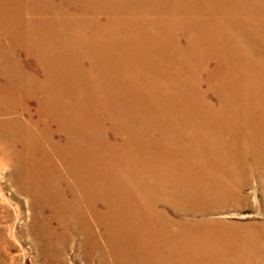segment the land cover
<instances>
[{"label":"rangeland","instance_id":"374dc122","mask_svg":"<svg viewBox=\"0 0 264 264\" xmlns=\"http://www.w3.org/2000/svg\"><path fill=\"white\" fill-rule=\"evenodd\" d=\"M82 1L85 4H82ZM112 1L0 0V43L4 45L3 52L7 53L9 58L18 59L21 64L27 61L35 64L34 56H25L26 50L38 51L41 59L50 62L56 56L58 60L64 61L65 66H69L71 78L76 79V82L91 85L93 92L89 96V118L96 121L94 122L98 131L95 133L90 130L89 136L107 137L92 145L90 142L78 144L84 150L90 148L92 151L97 148L101 162H92V165L104 170L102 178L109 184L120 185V192L117 191L116 197L114 196L115 201L110 200L104 207L101 205V214L109 229L112 225L115 227V221L116 224L122 225H116L115 232L107 231V234L104 231L100 239L98 232H103V229L95 224V205L79 196V191L76 192L75 189L71 195L73 202L70 204L69 192L66 187L64 190L63 186L71 181L68 175L64 174L52 144L61 141L62 137L59 132L52 133L53 124L46 121L43 115L37 118L34 110L35 98L39 97L40 92L37 86H34L41 78L37 74L35 81L29 84L32 87L25 84L32 94H20V103L7 102L5 95L0 91V264H129L128 261L136 259L143 260L144 264H165V255L170 254L165 250V234L174 235L176 230L169 223L174 217L176 220L194 223H217L222 225L225 232L235 235L231 244L221 241L214 243V237H209V240L206 237L200 239L205 242L191 238L192 242L187 243H192V247L188 250L193 253L190 256L197 257L196 264H264V196L259 192H252L256 184L246 177L248 186L239 191L240 195L245 196V203L225 200L224 208L204 215L180 216L175 212L179 209L178 205L170 206L167 202L165 205V178H159L160 174H165V161L162 157L161 160H156V155H160L155 152L157 148L154 145L158 142L155 141L158 137L147 128L139 131L136 124L130 128L132 134L137 135L136 131L139 133L141 143L145 142L148 147L153 148V151L146 153H143L142 149V156L139 155V159L143 160L140 165H144L146 172L156 170L159 179L153 184L149 176L146 180L142 179L144 174L140 177L136 168L131 167L135 175L130 172L128 165L136 164V154L128 148L129 153L120 152L123 136L111 132L110 125H114L115 119L105 110V106L113 97L115 88L108 86L113 93L104 99L105 90L104 87L101 90L99 84V80L102 82V76L93 70H97L95 66L100 64L101 55L92 54L91 61L95 63L93 68L80 47L93 35L89 41L93 40L92 43L95 41L98 45L106 44L114 37L116 40L133 37L137 42L143 39L147 43V49L136 60L133 59L130 67L118 64L112 77L117 81L119 79L118 83L124 88H134L137 91V103L145 111V115H137V118L158 121L153 125L161 129L163 144L165 133L170 128L184 129V134L191 129L190 122H185L182 126L175 124L169 129L165 128L163 122L175 119L172 118L171 112H168L169 109H165V100L168 101L179 89L175 80L185 83V99L189 103L214 102L207 77L210 76L209 72L214 64L211 50H204L205 46L201 47L200 51L191 47L198 44L196 39L200 32L211 35L215 40L220 38L217 50L222 55L231 45L242 50L239 30L227 29V22H242L252 18L264 21V0H138L136 6L129 4V0H116L118 5L121 3L120 9L112 5ZM97 2L100 3L96 4ZM108 18L116 22H105ZM101 23L104 24L102 30L93 33L92 28ZM43 25L46 28H43ZM17 28L24 29L21 38L13 34ZM45 34L55 37H46ZM92 43H89L90 48ZM0 50L2 51V48ZM103 56L107 57L106 54ZM161 70H165V74ZM181 89L180 87V91ZM176 118L180 120L183 115L180 117L177 114ZM8 120H14L28 133L22 146L17 143L14 146L19 153L21 173L30 179L31 186L37 189L40 187L41 191H29V194L33 195L32 199L29 201L28 196V199L22 196V203L12 197L14 188L9 180L8 147L11 140L6 139L4 133ZM127 135L129 136V133ZM110 142V151L103 155L98 144L103 143L106 149ZM128 144L129 148L133 147L132 142ZM197 146L207 148L209 144L198 140ZM109 152H115L119 158L116 155L112 157ZM190 152L197 154L193 149H190ZM194 158L191 162L194 166L202 163L198 155ZM148 162L151 165H148ZM152 164L158 165V168ZM209 175L205 177L225 184L227 189L235 187L226 173ZM56 178L60 187L58 202L60 205L69 202L66 204L67 213L64 217L60 216V212L54 215L49 208L44 207L53 202L51 199L54 196ZM116 205L117 211H113ZM108 209L110 212L107 213ZM147 210L154 213L155 217L167 219L168 224L157 223V231H154L155 228L147 229L146 217L151 216ZM135 212H138L136 216ZM67 216L74 219L75 231L71 230ZM255 224L262 226V235ZM164 229L165 233L161 235ZM119 230L122 231L120 235ZM112 243H115V248H110ZM123 243L132 248L131 252L127 251V261H121L125 257L124 250H118V245H124ZM194 249L196 253L191 251Z\"/></svg>","mask_w":264,"mask_h":264},{"label":"bare ground","instance_id":"6f19581e","mask_svg":"<svg viewBox=\"0 0 264 264\" xmlns=\"http://www.w3.org/2000/svg\"><path fill=\"white\" fill-rule=\"evenodd\" d=\"M137 1L129 0L128 3L136 6L139 2ZM81 3L85 4L84 1ZM99 3L97 2L96 4ZM112 5L119 9L121 8V3L119 2L118 5L116 0L112 1ZM181 7H183V4ZM104 21L116 22V20L109 18ZM227 24L229 25L227 29L237 28L239 30L243 49L241 50L235 45H231V48L229 47L222 55L217 50V43L220 38L215 40L211 35L199 31L200 35L196 39L198 44L191 47L200 51L201 47L205 46L203 47L204 50H211V58L214 64L212 71L209 72L210 76L208 75L207 77L209 78L214 102L202 103L199 101L195 104L189 103L186 100L185 83L178 79L175 80V84L179 89L175 95H172L171 98L169 97L168 101L165 100V109H169L168 112H171L172 118L174 117L175 119L164 120L163 122L167 129L175 124L182 126L185 122H190L189 126L191 129H188L187 134H184V129L170 128L166 132L167 134L165 133V143L163 144L161 129L153 125L158 121L137 118V115H145L144 108L142 106L139 107L137 103V91L134 88L131 90L124 88L121 83H118L119 79L117 81L114 76L112 77V73L116 71L118 64L130 67L133 64V59L135 58L136 60L147 49V43L143 39L137 42L133 37L117 40L114 37L108 43L98 45L95 41L92 43L93 40L89 41L94 37L93 35L92 38L80 46L83 49V55L86 56L90 66L93 68L95 63L91 61L92 54L101 55L99 57L100 64L95 66L97 70H93L102 76V82L99 80V84L101 90L104 87V99L113 93L107 87L114 86L115 88V93H113L109 104L105 106V110H108L109 114L115 119L114 125H110L111 132L114 135L122 134L123 136L122 149L118 148L119 151L129 153L130 150L136 154V164L128 165L130 172L135 175L132 168H136L140 177L144 174L142 179L146 180L149 176L150 178H148L154 182L153 184L160 177H164L165 180L163 182L165 183L167 195H164L163 203L166 205L167 202L170 206L178 205L179 209L175 210L178 215L186 214L195 217L198 214L204 215L214 212L225 207V200H233L239 204L241 202L245 203V196L240 195L239 191L248 186L246 177L250 182L253 181L256 184L252 188V192H259L264 196V21L252 18L242 22L237 20L229 21ZM103 25L101 23L94 26L92 28L93 33L96 30H102ZM50 26L52 25L50 24ZM216 26L218 25L216 24ZM43 28H46V26L43 25ZM21 32H24V29L17 28L13 34L21 38L23 36ZM45 36L55 37V35L51 34H45ZM89 43H92L91 48ZM0 48H2V51L0 50V91L5 95L7 102L20 103V94L30 96L32 92L27 87H32L29 84L35 81L34 78L37 74L41 77L34 85L40 90L39 97L35 98L34 110L37 118H39V115H43L46 121L53 124L52 133L59 132L62 137L61 141H55L52 144L64 174L68 175L71 181L70 184L63 186L64 190L66 187L69 192L70 199L68 200L70 204L73 202L71 195L74 194L75 189L76 192L79 191V196L95 205L96 215L94 221L97 227L99 226L103 229V232H98V237L102 239L104 231L107 234L117 231L116 225H122L116 224L115 221V227L112 225V227L110 226L111 229H109L106 219L101 214V205L104 207L110 200L115 201L116 192H120V185L118 183L115 185L109 184L102 178L104 170L97 165H92V162H101V156L99 157L97 148L92 151H90V148L89 150H84L78 144L90 142L92 145V143H97L107 137V135L89 136L90 130L95 133L98 131L96 121L94 120V122L89 118L90 111L88 106H90L91 100L89 96L93 92L91 85H87L86 82L85 84L76 82V79L71 78L69 66H65L63 64L64 61L58 60L56 56L50 62L41 59V54L38 51L26 50L25 56H34L32 58L36 60V63L33 64L27 61L21 64L18 59L9 58V55L3 52L4 45L2 43H0ZM103 54H106L107 57H104ZM88 70L91 71L92 69ZM23 72L26 74L24 75ZM162 72L165 74V70ZM180 87L182 88L181 91ZM177 114L180 117L183 115L184 119L178 120L176 118ZM133 124L139 126V131L147 128L150 133L156 134L158 137L155 140L158 142L154 143V145L158 151L155 152L160 156L156 155L157 157H155L156 160L157 158L161 160L162 157L165 161V174H160L159 178L156 175V170L153 169L152 171L149 169L150 172H146L144 165H140L143 162L141 158L139 159V155L142 156L140 151L144 149L143 153H146L147 151H153V148L148 147L145 142L141 143L139 141V133L136 130L137 135L131 133L130 128ZM4 133L5 138L9 141L11 140L8 147V168L10 169L9 180L14 188L12 197L20 203H22L20 200L24 198L22 196H25L24 199L29 197L30 201L33 195L29 194V191H40V187L37 189L35 186H31L30 179L21 173L19 153L14 146L15 143L22 146L23 142L27 140L28 133L14 120L6 122ZM128 133L129 136L127 135ZM198 140L201 143L209 144V146L207 148L198 147ZM128 142H132V148H129L130 144ZM98 145L103 151V155H107V152L110 151L111 142L107 144L106 149L103 143ZM190 149L196 151L198 159L202 161L201 166L198 165L199 168L191 164L196 155L191 154ZM109 154L112 157L116 155L115 152H109ZM116 157L119 158L118 155ZM148 165L151 164L148 162ZM152 165L158 168V165ZM210 173L228 174L229 181L231 180L235 187L227 189L225 184L218 183L210 177L206 178L205 176H210ZM54 187V196L51 199L53 204L49 203L44 205V207L49 208L54 215L60 212V216L64 217L67 213H65V207L69 202L61 204V207L60 202H58L60 200L58 180L55 182ZM111 195L113 196L110 197ZM113 208V211H117L118 205ZM109 210H106V212H110ZM137 214L138 212L134 213L135 216ZM150 215V217H146L148 220L147 229L155 228L154 231H157V223L165 222V224H168L167 219L155 217L154 213H150ZM66 220H69L71 230L75 231L76 223L74 219L67 216ZM180 220H176L174 217L169 222L176 231L174 235L168 236L165 234V250L170 253L168 256L165 255V264H196L197 257L190 256L193 253L188 250L192 247V243H187L188 241L192 242L193 239L191 238L204 241L200 239L206 237L209 240V237H214V243L221 241L231 244L235 236L225 232L222 225L217 223H194ZM255 226L258 228L259 234L262 235V226L257 224ZM121 232L119 230V235ZM164 233L165 229L161 232V235ZM114 244L112 243L110 248H115ZM123 244L118 245V250H124L125 257L121 261H127L126 257H129L127 251L131 252L132 248L130 249L125 246V243ZM186 245L189 247L187 248ZM191 251L197 252L195 249ZM117 260L119 259L117 258ZM136 261L128 262L129 264H144L143 260L136 259Z\"/></svg>","mask_w":264,"mask_h":264}]
</instances>
